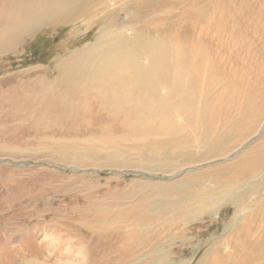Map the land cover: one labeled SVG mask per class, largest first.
<instances>
[{
  "label": "rangeland",
  "instance_id": "obj_1",
  "mask_svg": "<svg viewBox=\"0 0 264 264\" xmlns=\"http://www.w3.org/2000/svg\"><path fill=\"white\" fill-rule=\"evenodd\" d=\"M217 1L231 2L209 3ZM113 17L32 27L0 50V264H206L213 248L227 251L237 220L232 198L199 214L186 206L193 203L186 191L194 173H210L257 144L264 121L227 157L191 164L188 143L175 146L174 135L159 129L145 133L104 97L86 112L46 106L42 84L70 87L77 52L86 55Z\"/></svg>",
  "mask_w": 264,
  "mask_h": 264
},
{
  "label": "bare ground",
  "instance_id": "obj_2",
  "mask_svg": "<svg viewBox=\"0 0 264 264\" xmlns=\"http://www.w3.org/2000/svg\"><path fill=\"white\" fill-rule=\"evenodd\" d=\"M230 1L9 0L0 9V50L32 27L115 15L86 55L77 52L78 66L69 67L75 83L55 90L42 84L46 106L54 113L86 112L92 100L104 97L112 109L124 107L127 120L142 123L145 133L159 129L174 135L175 146L188 143L191 164L222 159L264 121V0ZM75 97L83 103L77 106ZM136 114L143 116L137 120ZM190 182L186 192L193 203L186 206L197 213L229 198L237 207L224 239L227 251L213 248L206 264H264V136L231 162L194 173Z\"/></svg>",
  "mask_w": 264,
  "mask_h": 264
}]
</instances>
